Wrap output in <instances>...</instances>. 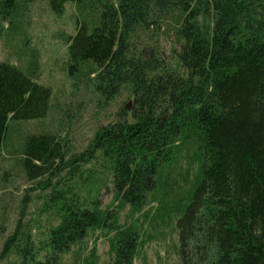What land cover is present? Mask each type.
Returning <instances> with one entry per match:
<instances>
[{"label":"trees","instance_id":"trees-1","mask_svg":"<svg viewBox=\"0 0 264 264\" xmlns=\"http://www.w3.org/2000/svg\"><path fill=\"white\" fill-rule=\"evenodd\" d=\"M41 1L57 16L67 4L85 15L67 41L68 74L85 73L106 100L125 94L130 101L121 119L67 162V180L99 155L113 204L135 215L162 196L161 169L176 159L179 166L184 154L194 163L186 152L193 145L202 178L177 223L181 264H264V0H0V28L18 32L28 6ZM164 32L178 47L170 59L151 44ZM37 65L22 70L0 60V156L13 122L49 114L52 91L37 82ZM66 158V142L55 134L24 140L22 167L30 182L48 176L42 188L60 185L52 180ZM86 186L83 196L72 185L53 190L41 213L54 211L58 223L46 230L28 218L37 187L26 191L0 263L61 264L91 232L104 230L113 234L108 264H135L140 231L119 225L118 214L100 208L99 191ZM83 262L100 264L97 249Z\"/></svg>","mask_w":264,"mask_h":264},{"label":"rangeland","instance_id":"rangeland-1","mask_svg":"<svg viewBox=\"0 0 264 264\" xmlns=\"http://www.w3.org/2000/svg\"><path fill=\"white\" fill-rule=\"evenodd\" d=\"M82 15L74 4H67L64 14L57 16L47 2H34L28 6L20 20L21 28L18 32L9 31L8 24L0 28V60L22 70L29 69L30 64L35 62L38 64L37 82L52 91L51 107L46 118L10 123L14 127L10 129L0 156V253L4 242L15 229L26 191L37 187L31 195L28 218L39 221L46 230L50 225L58 223L54 211L41 213L53 190L66 192L67 186L72 185L83 196L86 185H89L94 193L99 191L97 196L102 210L110 208L114 214H118L119 225H132L140 231L141 246L135 264H181L177 223L202 178L201 156L195 146L186 148L194 163L190 165L184 154L179 166L176 159L170 166L160 170L158 191L162 192V196L158 198L156 194V201L150 198L151 204L135 215L129 206L119 210L113 204L112 178L99 155L90 164L80 165V172L74 181L67 180V162L88 149L100 128L121 119L124 115L121 109L130 102L125 94L106 100L94 91L85 73L74 76L68 74L67 41L75 35L77 22L82 20ZM154 41L151 44L159 47L166 59L173 57L174 50H178L172 33L164 32ZM33 133L55 134L66 142L64 170L59 179L52 180L53 184L60 181L58 186L42 188L46 186L48 176L35 182L28 180L21 162L22 148L26 136ZM176 172L177 187L174 184V190L173 175ZM90 176L92 178L87 182ZM93 179H96L97 184ZM159 209L163 210L158 212L159 220L155 221L153 219ZM112 236L104 230L91 232L81 245L75 246L63 256L61 264H84L83 259L90 255L93 248L97 249L99 263L108 264L112 259L109 245Z\"/></svg>","mask_w":264,"mask_h":264}]
</instances>
